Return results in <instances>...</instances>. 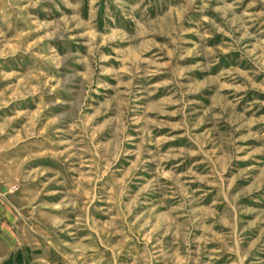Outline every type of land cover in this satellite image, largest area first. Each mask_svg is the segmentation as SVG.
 Returning <instances> with one entry per match:
<instances>
[{"label":"rangeland","instance_id":"374dc122","mask_svg":"<svg viewBox=\"0 0 264 264\" xmlns=\"http://www.w3.org/2000/svg\"><path fill=\"white\" fill-rule=\"evenodd\" d=\"M0 264H264V0H0Z\"/></svg>","mask_w":264,"mask_h":264}]
</instances>
